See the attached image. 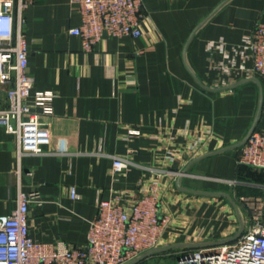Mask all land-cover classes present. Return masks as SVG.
I'll use <instances>...</instances> for the list:
<instances>
[{"label":"crops","instance_id":"obj_1","mask_svg":"<svg viewBox=\"0 0 264 264\" xmlns=\"http://www.w3.org/2000/svg\"><path fill=\"white\" fill-rule=\"evenodd\" d=\"M143 1L147 19L140 37L106 35L89 51L79 35L69 32L81 20L69 0H32L26 8L35 89L56 93L54 112L46 117L51 143L44 152L19 157L14 135L0 124V216L17 206L19 189L38 188L42 204L33 202L29 208L34 238L81 245L98 199L123 192L132 200L141 178H161L160 211L169 220L159 246L169 247L135 264H168L182 249L226 238L239 227L227 196L181 190L176 183L181 174L173 185L166 183L159 169L170 151L176 156L171 167L184 172L181 185L230 194L241 204L244 228L252 219L246 204L264 205V169L238 162L240 146L232 147L257 115L256 128H264V78L209 90L197 82L184 58L188 43V64L201 81L222 85L208 43L223 40L229 47L242 41L257 21L264 22V0ZM212 56L224 57L218 49ZM209 129L216 138L203 154L213 153L189 158L181 146L205 137ZM115 156H129L134 164L111 175ZM234 220L238 227L233 232Z\"/></svg>","mask_w":264,"mask_h":264},{"label":"built area","instance_id":"obj_2","mask_svg":"<svg viewBox=\"0 0 264 264\" xmlns=\"http://www.w3.org/2000/svg\"><path fill=\"white\" fill-rule=\"evenodd\" d=\"M32 0H0V124L14 135L19 157L49 149L51 131L46 117L54 112L52 90L35 89L29 70V48L24 12ZM80 13V23L69 29L82 38L83 48L92 50L104 36L140 37L147 19L143 0H69ZM223 40L208 43L211 64L221 71L223 84L241 78H264V22L257 21L242 41L226 47ZM223 52V59L212 56ZM205 137L196 136L185 146L189 158L202 155L212 130ZM139 130L133 129L131 133ZM176 156L168 153L159 174L173 185L182 169H173ZM238 162L254 169H264V128H255L239 148ZM129 156H115L111 175L133 165ZM166 178V179H167ZM170 179V181H169ZM169 181V182H168ZM161 178H141L139 193L132 200L118 192L97 201V214L90 221L87 241L69 245L59 240L46 242L30 231L31 203L42 204L38 188L19 189L17 206L0 216V264H124L139 254L159 246L169 217L160 211L163 196ZM72 198L76 186L70 187ZM251 223L234 240L182 249L172 264H264V205L255 202ZM238 227L237 220L230 226Z\"/></svg>","mask_w":264,"mask_h":264},{"label":"water","instance_id":"obj_3","mask_svg":"<svg viewBox=\"0 0 264 264\" xmlns=\"http://www.w3.org/2000/svg\"><path fill=\"white\" fill-rule=\"evenodd\" d=\"M191 37H192V35H191ZM191 37L189 38V40L191 39ZM189 40H188V42H189ZM187 44L185 45V48H184V58H185V62L187 64L188 69L191 71V73L196 78L197 82L203 88L209 89V90H222V89H226V88L233 87L235 85H238L240 83H243V82L249 81V80L259 81V78H257V77H251V78H242L240 80H237V81H234V82H231V83H227V84L218 85V86H209V85L203 83L201 81V79L197 76V74L195 73V71L192 69V67L188 64L187 56H186ZM257 119H258V115L255 117V120H254V123H253L252 127L250 128V130L248 131V133L244 136V138L241 141H239L238 143L233 144L232 147L241 146L242 144H244L246 142V140L248 139V137L251 134V132L256 128ZM219 150H222V149H219ZM211 153H213V152H207L205 154L199 155L196 159H200V158H202V157H204L206 155H209ZM184 171L186 172L187 171V168ZM181 180H182V173H181V175L178 177V179L176 181L177 186L181 190L190 191V192H194V193L209 194V195H220V194H223V195L227 196L229 198V200L232 202V204H233V206L235 208V211H236V213L238 215V218H239V227H238V230L236 231V233H234L233 235L228 236L226 238L217 239V240H214V241H207V242L202 243L200 245L217 244V243H223V242L231 241V240L236 239L242 233V231L244 229V218H243V214L241 212V209L239 208L238 203L232 198V196L230 194H228L225 191H205V190H199V189L186 188L183 185H181ZM172 246H178V244H174ZM172 246H170V247H172ZM168 247H169V245H168ZM168 247L167 246H161V245L160 246L153 247V248H151V249H149V250H147V251L139 254L138 256L134 257L133 259L127 261L124 264H135L138 261H140V260L144 259L145 257L149 256L150 254H152L154 252H157V251H160V250H164V249H166Z\"/></svg>","mask_w":264,"mask_h":264},{"label":"rangeland","instance_id":"obj_4","mask_svg":"<svg viewBox=\"0 0 264 264\" xmlns=\"http://www.w3.org/2000/svg\"><path fill=\"white\" fill-rule=\"evenodd\" d=\"M234 183H237L236 181H234ZM224 198V197H223ZM226 199V198H225ZM236 201V200H235ZM237 203H238V205H239V207H240V203H239V201L237 200L236 201ZM250 203L249 204H246V209H247V211H246V209H244L243 208V213H245V211L250 215V218H252V214H253V212H254V208H253V206H254V203H253V200H250L249 201ZM242 208V207H241ZM235 214H236V212H235ZM237 215V214H236ZM237 218H238V215H237ZM138 264H146V262H139ZM168 264H172V261H171V263H170V261H169V263Z\"/></svg>","mask_w":264,"mask_h":264}]
</instances>
